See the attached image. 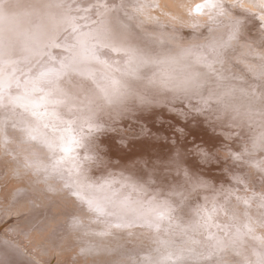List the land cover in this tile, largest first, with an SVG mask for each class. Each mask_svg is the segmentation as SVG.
<instances>
[{"label": "rangeland", "instance_id": "rangeland-1", "mask_svg": "<svg viewBox=\"0 0 264 264\" xmlns=\"http://www.w3.org/2000/svg\"><path fill=\"white\" fill-rule=\"evenodd\" d=\"M195 1L180 20L156 0H0V264H91L86 229L113 224L149 240L117 236L101 264L264 260V27L249 2Z\"/></svg>", "mask_w": 264, "mask_h": 264}, {"label": "bare ground", "instance_id": "bare-ground-1", "mask_svg": "<svg viewBox=\"0 0 264 264\" xmlns=\"http://www.w3.org/2000/svg\"><path fill=\"white\" fill-rule=\"evenodd\" d=\"M153 1V0H152ZM156 1H158L157 2V4H153V5H158V3H159V6H160V8H162V10H163V6L165 7L164 8V10L166 11V14L167 15H169V16H171L172 18H174V19H176V18H178V19H180V20H182L181 18H183L184 19V17L186 16L187 17V10H188V7H186L185 9H184V6H183V8H182V2H181V0H178L177 1V3H174V0H156ZM205 0H197V1H195V4H201L202 6H200V7H198V11L200 12V11H202V9H204V7H207L206 6V4H204L203 2H204ZM245 1L246 2H249V3H251L252 5H253V7L251 8V9H253V11L254 12H256V11H258V13H257V16H259L260 18H261V22H262V24H263V27H264V0H243V3H245ZM144 2V1H143ZM150 3L152 4L153 2H151V0H150ZM184 3V2H183ZM146 5V4H145ZM166 5H169V7H170V9H168L167 7H166ZM172 7H171V6ZM184 5H185V3H184ZM149 6H151L150 4H149ZM187 6V5H186ZM199 6V5H198ZM244 7H247V5L246 4H244ZM207 8H205L204 9V11L203 12H206L205 10H206ZM253 11H251L252 13H253V17L254 16H256L255 15V13L253 12ZM137 13V12H136ZM139 14V13H138ZM148 14V16L150 17H152V15H153V13L152 12H148L147 13ZM193 16V15H192ZM162 17V16H161ZM202 17V16H201ZM200 18H198L197 20H199ZM252 19V18H251ZM195 20V19H194ZM256 20V17H254V21ZM168 21H171V23L173 22L174 24H176L177 25V27H179L178 29L179 30H176L175 28V30H176V33L177 34H179V35H177V37H175V36H170L171 34L169 33L168 34V25L166 26V23H168ZM257 21V20H256ZM132 23V22H131ZM191 23V21L189 22V24ZM257 24H259L258 22H256ZM151 24H153L154 26H158V27H162V28H165L166 29V31H164L163 33V35L167 38H169V39H179L180 37H183L185 40L186 39H189L190 37L188 36V35H190V34H186L185 33V31L184 30H191V28L190 27H187V26H182V25H180L179 24V21H173V20H169L168 18H163V20L162 21H158V22H154V23H151ZM136 26V25H135ZM171 26V25H170ZM176 27V28H177ZM194 27V26H193ZM195 28V27H194ZM198 28V27H197ZM193 29V28H192ZM197 30H199V28L197 29ZM200 30H201V28H200ZM138 31V30H137ZM195 31H196V29H195ZM190 32H192V31H190ZM196 32H198V31H196ZM192 34V33H191ZM202 34H203V32H202ZM156 35V34H155ZM193 35V34H192ZM257 35H259L258 36V38H260L261 40L262 39H264V29H262L261 28V33H259V34H257ZM202 37H203V35H202ZM253 37H255L254 35H253ZM192 38H195V37H192ZM181 39V38H180ZM183 39V40H184ZM199 40H201V39H203V38H198ZM182 40V39H181ZM180 40V41H181ZM143 41V40H142ZM152 43H153V41H152ZM2 108V107H1ZM0 108V111H3L2 109ZM2 114H4V113H2ZM2 114L0 113V125L2 126H0V128H3V130L4 131H7L8 130V127H6L5 125H4V122H3V120L5 121V119H3V116H2ZM17 133V132H16ZM0 134H2V129H0ZM20 134V133H19ZM17 135H18V133H17ZM20 135H22V134H20ZM5 136H7V135H5ZM20 137V136H19ZM10 139H11V141H6L5 140V142H6V144H8L10 147H11V149L13 150V151H15L14 149H15V145H17L15 142L16 141H19L18 140V138H17V140L15 141L14 140V138L13 137H10ZM24 140H25V138H24ZM25 141H27V140H25ZM25 143V142H24ZM26 144V143H25ZM28 144H30L29 142H28ZM30 145H32V144H30ZM41 146H43V144L41 143L40 144ZM28 146V145H27ZM32 146H36V145H32ZM1 149H2V151H3V154H6V155H9V153L7 152V150L6 149H3L2 147H1ZM4 156V155H3ZM7 158H8V160H7ZM7 158H4V157H1L0 156V164L2 163L3 165H5L8 169H11L12 170V165L11 164H9L8 163V161H9V159L11 160V157L10 156H7ZM13 159V158H12ZM11 162V161H10ZM13 163V162H12ZM2 165V166H3ZM36 165H38V163L36 164ZM35 165V166H36ZM1 166V167H2ZM31 166H32V164H31ZM18 168V169H16V170H18V173H20L21 174V171H20V169L22 170V169H24V170H26V177L24 176L25 174L24 173H22V174H24L23 176L28 180H25L27 183H34L33 185H35V180L33 179V176L31 175V174H29L28 173V170H27V168H25L24 166H23V168H21L20 167V165H17L16 164V166H14V168ZM19 167H20V169H19ZM149 169V168H148ZM151 170V169H150ZM48 174V175H47ZM148 174V173H147ZM150 174V173H149ZM23 177V178H24ZM143 177V176H142ZM39 178H41V176L39 177ZM45 178H47V179H49V180H52V181H54V182H56V183H59V184H61L62 185V189H63V183H61V181H60V178H59V174L58 173H56V172H54V173H52V174H49V173H46V176H45ZM150 178H152V176L150 177ZM41 180V179H40ZM30 183H29V185H30ZM64 184H67V183H64ZM36 186H37V184H36ZM36 186L34 187L33 186V188L34 189H39V191L40 190H43V188H46V189H48V190H50L49 192H51L52 190V192H54V193H52V195H56V197L58 196H62V195H65L63 192H57L52 186H45V187H43V186H41V185H38L37 186V188H36ZM144 186V185H143ZM145 186H147V185H145ZM74 187V186H73ZM72 187V188H73ZM148 187V186H147ZM65 188V187H64ZM66 188H68V187H66ZM69 188H70V186H69ZM172 190V189H171ZM29 191V190H28ZM28 193V192H27ZM49 195V197H51V195L50 194H48ZM46 196H47V194H46ZM65 196H67V195H65ZM82 196V195H81ZM81 196L80 195H74L73 197H75L77 200H80V201H82L83 199L81 198ZM41 197H43V196H41ZM57 197V198H58ZM63 197V196H62ZM62 197H61V200H62ZM51 198H53V197H51ZM55 198V197H54ZM53 198V201L54 200H56V202H61V201H59L58 199H54ZM66 198H68V196L66 197ZM71 198V197H70ZM70 198L67 200L68 202L69 201H71L72 202V204H74L73 203V201H72V199L70 200ZM74 198V199H75ZM14 199H16L15 197H14ZM41 199V198H40ZM39 199V200H40ZM43 200H46V199H44V198H42ZM60 199V198H59ZM64 199V201H65V198H63ZM41 201L40 200V202H41V204H47V203H43V202H46V201ZM18 201V200H17ZM63 201V200H62ZM158 205V204H157ZM11 206V205H10ZM31 206H32V204H31ZM57 206V205H56ZM32 207H34V205L32 206ZM4 209H8V206H6V207H3ZM118 209V208H117ZM7 211V210H6ZM6 211H5V213H4V215H5V217H6ZM28 210H27V208H22V206L20 205L19 206V209H18V212L17 211H14V213H8V217H6V220H9L10 221V219L12 220L13 218H12V216H10L11 214H13V215H15V218H17L18 216L17 215H20V214H22L23 212H27ZM91 215V214H90ZM17 216V217H16ZM89 216V215H88ZM91 217H92V215H91ZM91 219V218H90ZM93 219H96L95 217L93 218ZM2 221V220H1ZM96 221V220H95ZM97 222V221H96ZM95 222V223H96ZM254 222V221H253ZM4 223V222H3ZM49 224V223H48ZM97 224H98V222H97ZM97 224H94L95 226L97 225ZM100 224V226H103V227H105V228H107L104 224L102 225L101 223H99ZM11 226H13L14 227V232L15 231H17L18 229L20 230V228L22 227V226H18V223H14L13 224V220L11 221V224H10ZM45 226H47V227H49L48 225H45ZM98 226V225H97ZM132 226V225H131ZM20 227V228H19ZM10 228V227H9ZM85 228V227H84ZM83 228V229H84ZM109 228H110V226H109ZM126 229H124V228H121V226L119 227L117 224H113V225H111V231H112V236L111 235H107V234H100V233H98V234H100L99 236L97 235V236H95V235H93L92 233H88V229H86L87 230V235L89 236V237H92L93 239L95 238L97 241H98V243H95L94 245H92L91 247H90V249L91 250H93L92 251V253H96L95 255H99V256H97L96 258L94 257V255L92 256L93 258H92V260H91V264H101L103 261H105V262H107V261H110V260H112V259H114L115 258V256L116 255H118L119 257L121 256L120 255V251L121 250H113L112 249V246H111V243L113 242V238H116L117 236L119 237V236H122L123 234H127V233H132L133 235H135V236H137L138 237V239L137 240H134L133 242L135 243V244H137V245H139L141 242H143V241H148L149 240V238H148V236H147V234H148V231H144L145 233H143L142 231L143 230H141V229H136V230H134L133 231V229H131V227L130 228H128V227H125ZM9 230V229H8ZM117 232H116V231ZM151 232V231H150ZM39 234V233H38ZM41 234V233H40ZM155 236V235H154ZM29 237H30V234H29ZM97 237V238H96ZM133 237V236H132ZM166 237V236H165ZM164 238V237H163ZM33 239H34V237H33ZM167 239V238H166ZM130 240V239H129ZM200 242V241H199ZM146 243V242H145ZM152 243V242H151ZM150 243V244H151ZM87 245V244H86ZM130 245H131V243H130ZM136 245V246H137ZM140 245H142V244H140ZM139 245V246H140ZM172 244H170V246H171ZM42 246H44V245H42ZM134 246V245H133ZM127 247V246H126ZM126 247H125V249H126ZM129 247V246H128ZM143 246H141V248H142ZM144 247H147L146 245L144 246ZM124 248V247H123ZM130 248V247H129ZM131 248H132V246H131ZM130 248V249H131ZM133 248H136L135 246L133 247ZM132 248V249H133ZM139 248V247H138ZM148 248V247H147ZM151 248V247H150ZM149 248V249H150ZM204 248H206L207 249V247L204 245ZM114 249H115V247H114ZM121 249H122V247H121ZM130 249H126V250H130ZM170 249H172V248H170ZM84 252L85 253H89V251L84 247ZM104 250V254H109V256H104L103 255V253H102V255H101V252L100 251H103ZM123 250V249H122ZM137 251H138V249H136ZM140 250V249H139ZM132 251V254H133V251H135V250H131ZM136 251V252H137ZM148 251H150V250H148ZM147 251V252H148ZM100 252V254H98V253ZM126 252V251H125ZM136 252H134V253H136ZM123 253V252H122ZM139 253V252H138ZM151 253H154V252H152L151 251ZM151 253H149V255L151 254ZM124 254V253H123ZM132 254H130V255H132ZM142 254H144L143 252H140V255H142ZM101 255V256H100ZM152 255V254H151ZM104 256V257H103ZM117 256V257H118ZM148 256V255H147ZM141 257V256H140ZM123 258V257H122ZM160 258V256L158 257V259ZM131 259V258H130ZM85 264H89V262H87V263H85ZM254 264H264V260L263 261H259V263L258 262H256V263H254Z\"/></svg>", "mask_w": 264, "mask_h": 264}, {"label": "snow or ice", "instance_id": "snow-or-ice-1", "mask_svg": "<svg viewBox=\"0 0 264 264\" xmlns=\"http://www.w3.org/2000/svg\"><path fill=\"white\" fill-rule=\"evenodd\" d=\"M53 46H55V45H53ZM125 55H128V53L125 52ZM193 87H195V85H193ZM190 98H191V97H190ZM3 106H4V107H7V105H3ZM4 125H5L6 127H12V128H15V127H16L14 124H12V125H8V124H7V120L4 121ZM198 155H199V158H200L203 162H205V163H211V162H212V154H211L210 150L206 152L203 148H199V149H198ZM238 199H239V198H238ZM244 203H247V201H244ZM206 259H207V258H206Z\"/></svg>", "mask_w": 264, "mask_h": 264}]
</instances>
